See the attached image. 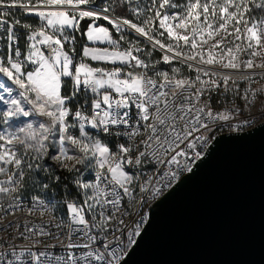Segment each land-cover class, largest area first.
I'll return each instance as SVG.
<instances>
[{
  "label": "snow or ice",
  "instance_id": "1",
  "mask_svg": "<svg viewBox=\"0 0 264 264\" xmlns=\"http://www.w3.org/2000/svg\"><path fill=\"white\" fill-rule=\"evenodd\" d=\"M254 127L264 0H0V264H130Z\"/></svg>",
  "mask_w": 264,
  "mask_h": 264
},
{
  "label": "water",
  "instance_id": "2",
  "mask_svg": "<svg viewBox=\"0 0 264 264\" xmlns=\"http://www.w3.org/2000/svg\"><path fill=\"white\" fill-rule=\"evenodd\" d=\"M130 264H264V128L222 140L182 178Z\"/></svg>",
  "mask_w": 264,
  "mask_h": 264
},
{
  "label": "built area",
  "instance_id": "3",
  "mask_svg": "<svg viewBox=\"0 0 264 264\" xmlns=\"http://www.w3.org/2000/svg\"><path fill=\"white\" fill-rule=\"evenodd\" d=\"M259 122V121H258Z\"/></svg>",
  "mask_w": 264,
  "mask_h": 264
}]
</instances>
